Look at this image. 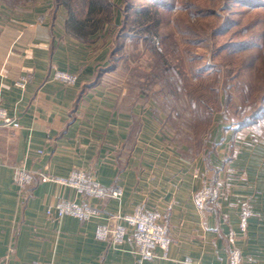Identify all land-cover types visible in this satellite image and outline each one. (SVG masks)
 <instances>
[{"label": "crops", "instance_id": "0c3cea01", "mask_svg": "<svg viewBox=\"0 0 264 264\" xmlns=\"http://www.w3.org/2000/svg\"><path fill=\"white\" fill-rule=\"evenodd\" d=\"M64 19L46 4L0 1V103L18 121L0 127V264H228L233 244L240 264H264V134L229 125L220 113L199 146L178 140L149 101L107 77L111 71L97 79L107 50L74 39ZM55 69L76 82L52 78ZM22 162L57 177L80 169L121 195L88 197L35 175L22 196L12 179ZM205 184L220 196L198 210L193 193ZM60 199L97 215H48ZM136 207L157 211L169 230L167 250L155 248L151 259L135 253L130 226L117 246L95 237L110 215Z\"/></svg>", "mask_w": 264, "mask_h": 264}, {"label": "rangeland", "instance_id": "374dc122", "mask_svg": "<svg viewBox=\"0 0 264 264\" xmlns=\"http://www.w3.org/2000/svg\"><path fill=\"white\" fill-rule=\"evenodd\" d=\"M0 1L56 9L69 35L95 53L107 50V77L149 101L179 137L204 138L226 95L237 118L264 102V0ZM257 120L252 126L264 134Z\"/></svg>", "mask_w": 264, "mask_h": 264}, {"label": "built area", "instance_id": "2783aa9c", "mask_svg": "<svg viewBox=\"0 0 264 264\" xmlns=\"http://www.w3.org/2000/svg\"><path fill=\"white\" fill-rule=\"evenodd\" d=\"M52 78L59 80L65 84H74L77 75L67 71L55 69ZM26 79L20 77L16 85L24 88ZM17 127L18 121L12 116L0 103V127ZM35 175L40 177L41 181H50L63 186L72 187L77 193L88 197L103 199L106 197L119 198L121 190L115 188L112 190L104 189L91 175L80 169L70 172L67 177H57L47 173L33 172L26 168L22 163L13 166V182L17 187L20 195H25L28 185L32 182ZM220 196V190L215 185H202L193 193V202L198 210L204 208L205 204L210 200H217ZM48 215H55L61 219L65 215L74 216L80 220H86L97 215V209L87 204H80L74 200L60 199L54 205L47 208ZM245 211L240 223L242 231H245ZM160 214L154 210H144L142 207H136L131 214L116 213L110 215L106 223L98 224L95 228V237L106 240L113 246L119 245L125 236L126 226H130L134 230V239L136 243L135 253L142 259H151L156 257L155 248L166 251L170 244L169 230L166 224L159 222ZM241 252L233 244L228 264H240ZM53 264V263H49Z\"/></svg>", "mask_w": 264, "mask_h": 264}, {"label": "trees", "instance_id": "16d2710c", "mask_svg": "<svg viewBox=\"0 0 264 264\" xmlns=\"http://www.w3.org/2000/svg\"><path fill=\"white\" fill-rule=\"evenodd\" d=\"M91 5H93V3ZM80 29H81V24H79L78 26H76V30H78L80 32ZM78 31H75L74 33L71 31V33L72 34H75V36H77L78 38H82L79 35ZM80 34H81V32H80ZM112 70L113 69L111 67H105L103 69H100L99 72H98V74H97V79L99 78V76H101L102 73L110 72ZM262 99L264 101V95H263ZM227 100L228 99H227V95H226V99H225L226 102L224 104L225 106H224V109L221 110L220 113L222 115V119L224 121H226L227 123H229V125H234V126H236L238 128H241V127L247 126V125H254V124L257 125V123H258V120L257 119L258 118H260L261 120L264 121V102L262 103L263 105L261 104L257 108V110H256V112L254 114H244V115L241 116V118H237L235 114H232V115H229L228 114V112L226 110L227 109L226 107L228 106ZM207 113H209V112H207ZM189 126L193 127L194 125H192V123H191V125H189ZM188 130H189V128H188ZM178 132L179 131H176L175 130V134H176L178 140L187 141V142H193L197 146L200 145L202 139H201L200 134H198V132H195V134H194V133H192V132L190 133L188 131V132H186V137H179ZM194 135L196 137H198V136L199 137L198 138H194L193 137Z\"/></svg>", "mask_w": 264, "mask_h": 264}]
</instances>
